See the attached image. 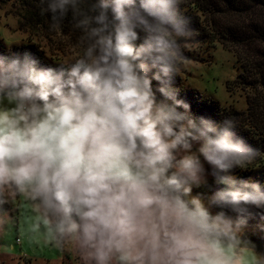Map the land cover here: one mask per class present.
Returning <instances> with one entry per match:
<instances>
[{
  "label": "clouds",
  "instance_id": "obj_1",
  "mask_svg": "<svg viewBox=\"0 0 264 264\" xmlns=\"http://www.w3.org/2000/svg\"><path fill=\"white\" fill-rule=\"evenodd\" d=\"M41 3L52 29L71 17L79 53L0 55V209L26 204L30 234L79 264H264L246 235L264 184L236 174L259 151L175 86L182 0Z\"/></svg>",
  "mask_w": 264,
  "mask_h": 264
},
{
  "label": "rangeland",
  "instance_id": "obj_2",
  "mask_svg": "<svg viewBox=\"0 0 264 264\" xmlns=\"http://www.w3.org/2000/svg\"><path fill=\"white\" fill-rule=\"evenodd\" d=\"M28 18L18 0H0V45L3 49L7 51L14 46L32 44L48 64L56 66L78 55V30L63 24L52 29L49 18H44L41 23L30 22ZM183 51L188 55L181 61L177 73L179 90H194L203 98L215 100L221 107L246 111L247 95L252 92L235 85L231 90L227 88L240 73L235 50L223 48L218 43L200 46L198 42L186 40ZM236 174L264 184V154L258 156L251 169L237 170ZM197 191L209 190L194 189V194ZM0 216L7 217V222L0 226V264H79L73 254L44 246L30 234L32 212L26 204L4 205ZM259 227H263V223L257 215L249 221L246 235L261 238Z\"/></svg>",
  "mask_w": 264,
  "mask_h": 264
},
{
  "label": "trees",
  "instance_id": "obj_3",
  "mask_svg": "<svg viewBox=\"0 0 264 264\" xmlns=\"http://www.w3.org/2000/svg\"><path fill=\"white\" fill-rule=\"evenodd\" d=\"M29 15L30 22L41 23L47 14L41 13V0H18ZM186 9H190L189 11ZM181 11L189 20L192 35L188 39L201 45L220 44L235 50L240 73L227 84L228 90L237 87L250 90L246 111L221 107L215 100L203 98L194 90H179L180 96L191 104L194 116H204L220 122L226 117L236 121L237 135L250 147L264 154V0H182ZM63 25L72 27L71 17ZM11 52H28L39 60L40 67H57L48 64L41 52L32 44L14 46L9 50L0 45V55ZM188 54L183 51V58ZM176 78L175 86L177 87ZM231 84V85H230ZM258 155V156H259ZM263 227H259L264 242Z\"/></svg>",
  "mask_w": 264,
  "mask_h": 264
},
{
  "label": "water",
  "instance_id": "obj_4",
  "mask_svg": "<svg viewBox=\"0 0 264 264\" xmlns=\"http://www.w3.org/2000/svg\"><path fill=\"white\" fill-rule=\"evenodd\" d=\"M250 239H252L253 241L256 242V244L260 250H264V242L262 240L257 239V238H250Z\"/></svg>",
  "mask_w": 264,
  "mask_h": 264
}]
</instances>
